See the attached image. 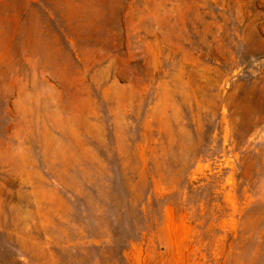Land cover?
Masks as SVG:
<instances>
[{
	"label": "rangeland",
	"instance_id": "1",
	"mask_svg": "<svg viewBox=\"0 0 264 264\" xmlns=\"http://www.w3.org/2000/svg\"><path fill=\"white\" fill-rule=\"evenodd\" d=\"M0 264H264V0H0Z\"/></svg>",
	"mask_w": 264,
	"mask_h": 264
}]
</instances>
